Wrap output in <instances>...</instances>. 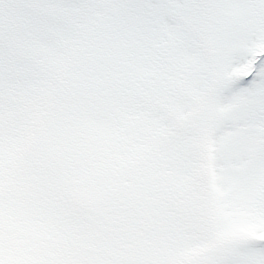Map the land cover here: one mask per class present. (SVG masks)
<instances>
[{
  "label": "snow or ice",
  "instance_id": "snow-or-ice-1",
  "mask_svg": "<svg viewBox=\"0 0 264 264\" xmlns=\"http://www.w3.org/2000/svg\"><path fill=\"white\" fill-rule=\"evenodd\" d=\"M0 264H264V0H0Z\"/></svg>",
  "mask_w": 264,
  "mask_h": 264
}]
</instances>
